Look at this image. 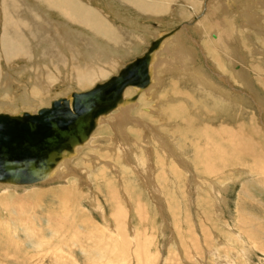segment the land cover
Segmentation results:
<instances>
[{
  "label": "bare ground",
  "instance_id": "1",
  "mask_svg": "<svg viewBox=\"0 0 264 264\" xmlns=\"http://www.w3.org/2000/svg\"><path fill=\"white\" fill-rule=\"evenodd\" d=\"M241 1L242 0H107L105 6L101 8L95 0H0V94H4V97L0 100V106L12 107V109L10 110H0V114H9L12 116L22 115L23 112L37 114V112L40 110H37L36 112H31V110H20L21 104L28 108H31L35 103L38 105L40 104L39 107H41L43 103H46L47 100L49 101L53 89H55L57 87V84L59 83L64 84L69 82L72 87H77L78 89L82 90L94 86L88 91L75 92L86 93L95 89L97 86L102 85L119 76L127 66H121V70L117 73V75L113 76L114 73H116L118 67L121 65L122 58L125 59L126 56L132 55L135 50L143 46V44L146 42V37H148V35L153 32V30L147 29L148 25L140 28L142 30L137 29L139 32L129 30L126 26H124V24L127 22L129 24L133 23L128 19H126L124 23L123 17L125 13L127 15L132 12L134 16L138 18H146L148 20L155 19L158 22L162 23L163 21L167 20L168 17L169 19L170 17H178L176 19L185 20L187 17L190 18V16L194 14L191 20L185 22L181 25V27H179L181 28L180 30L176 29L167 34L157 32L154 35L155 38L151 42L150 46H152L154 42H160V45L155 51H153V53H151L150 58L147 62L151 82L150 85L145 88L146 90L135 87L127 88L123 94L125 100L123 104L119 105L117 108L109 111L108 113L102 114L98 118L96 128L105 124L113 126L112 129L114 130L115 136L114 134L112 135L114 136L113 143L115 148L111 150L109 149L107 150V152H104L103 149L105 150L106 147L100 146L99 148L102 150L100 153L101 156H93V158H91L89 162L86 161L85 164H82L80 166L79 173H77L78 171L71 167V164L73 163V160L79 157V154L86 147L91 145V140L95 139L93 137V132L86 142L76 146L71 153H64V155L61 159L58 160L54 168L45 174L44 179L32 183H12L0 181V211L6 212V214L9 213V215L11 216L13 215L11 211L16 209L14 205L16 206L18 202H25L29 198H33L32 201H37L38 204L43 201L42 198L47 194L52 196L53 198H57V215L56 217H53L52 220L49 219V223L52 222V229L56 228L58 224V222L56 221L58 220L63 219L62 221H65V219L69 220V218L75 220L76 215H78L79 221V218L82 219V216H85L84 211L80 209L81 205L83 204L82 201H88L90 196L86 193L87 191H85V189L81 186L82 184L79 185L78 181L82 182L85 186H91V184L93 183H91V177L95 175L92 174L96 173L95 179L98 176L97 179H100L102 177L101 179L104 180L101 185L99 184V190L101 191V189L104 190L105 188V190H107L106 195L109 197L112 204H117L116 207L118 208V210L116 212L114 211L115 214L112 216L115 222L118 223L119 228L124 230V223L129 221L128 215L130 213V209H126V203L129 202L128 197H130V193L127 194L126 192H129L130 186L134 187L135 189V184L139 185V183H134L135 180H133V176L136 177V180H139L138 182H140V185L143 184L147 187L150 186V183L146 179H144L145 176L143 177V173L146 174L148 179H153V177H155L151 169V166L153 165L150 164L148 166L146 164L147 162L152 161L151 158L155 157L159 164V171H161V173L157 175V179L162 186H164V181L165 183L169 184V186L174 182L177 185V180L183 183L185 180L187 185L189 180L188 172L191 168L182 169L183 162L185 163L187 161L192 162L195 170L209 176L210 178L223 176L226 169H230L232 173L234 172V174L236 173L234 171L235 169L237 170V172L244 170V173L250 175L256 185H264V140H262V138H264L262 132L263 129L257 124V118L253 119L251 117L252 119L249 118V121H244L243 117L240 115L241 112L239 113V111L246 110L242 106H244L245 103L247 104V101H245L244 98H240L239 96L237 97V95H244L245 92L241 91L240 89L235 91L236 87L233 86L234 84H237L239 88L243 87L246 90H251V88L254 87L253 86L250 88V86L253 85L251 84V82L255 79L252 80L250 76L251 72H249V69L244 66L245 62L242 63L240 72L237 71L236 73V71L233 70L234 74L229 77V79H231L233 82H231L230 80V84L227 81V76H223V74L225 73L228 74L225 69V64H235L236 61L232 60V58H234L233 54L235 56V54L239 52L238 49L235 48V45H233L234 48L232 47L233 39L231 38L228 26L231 20H228L226 22H224L223 19L221 20V17H219V11H224V9V12L229 11L232 8V3L233 5L242 4ZM219 2L220 4H226V7L222 6L223 8H221ZM115 6L117 7L116 9H114ZM204 9H206L207 12L204 15L205 17H203L202 12ZM215 10L217 11L216 15ZM248 13L246 12L247 15H244L248 20V22H243L246 23L244 24L245 26L247 24H249V26L251 25V15H248ZM196 16L198 18H194ZM116 22H122L123 24L117 25ZM193 26H196L198 28L201 27L202 30H204L205 28H212L213 32H217L218 39L214 41L213 44L216 46V49L218 51L219 49L223 51L226 50L225 53L227 54L225 55L226 57L224 61H221L222 63L219 62L220 60H213L216 63L214 65H216L218 70V73L216 75H218L217 77L222 81H226L228 86L231 85L230 89L228 86H224L223 83V86H220V80H215V78L212 76H206L204 73L205 66H195L194 68L189 69L190 66L188 67L187 62V55L189 53L187 54V52H185V49H183V47L181 46L180 37L184 34V32H186V30ZM241 26L239 28H241ZM132 27L134 28V26ZM247 30L249 32L251 31L250 29ZM140 32H142L143 34L141 35ZM198 32L199 31H197V33ZM202 34L203 33H201V35ZM171 39L175 43V46L173 45L174 47L170 54L175 56V59H168L158 62L159 53L168 48V44L170 43L169 41H171ZM183 41H185V39ZM260 46L262 47L261 49H264V41H260ZM168 52H170V50ZM260 53L264 56V50H262ZM222 54L224 55V53ZM115 56L118 57L116 58ZM258 60L260 61V59ZM175 65L178 67L175 68ZM21 66H24L29 70L26 71V73L30 74L32 89L28 90L29 88H27L25 94H22L19 97L16 95V93L13 92V88L16 84L14 83V79H16V73L17 75L21 73V71H18L17 69ZM157 68L164 72L163 75H170V77L173 79L170 83L172 85V88L167 89L168 93L165 92L167 94H162V89L164 88V86L167 87L166 82L169 78L162 79L161 76H158L157 73L159 72H157ZM178 71L179 73H177ZM252 71L254 75L256 74L257 83L260 85V87H262V90H258L257 88H255V86V89H253L252 91L248 90L250 92V96L247 94V97H249L254 103L260 101V104L258 103V106L264 111V59H262L261 63L255 61ZM235 78H238V80H236ZM182 83L186 84L189 87L188 89H186L187 91L180 89V85ZM159 91H161V95L157 96V94H160ZM164 91H166V89ZM259 91L260 93L258 94ZM134 92L135 94L133 95ZM145 92H148V95H146L151 102L154 101L153 97L155 94V100H158V102L156 101L157 103L153 106L152 110H150V108L148 107L143 109L142 119L137 118L138 116L135 118L131 111L133 108L140 105V97H142ZM73 94H70L69 96L63 98L68 99L71 103L73 101ZM135 96H137V99L134 100L133 97ZM192 97L200 98V100L198 99L200 103L195 106L200 108V110L198 109V112H195L197 116L196 118L198 120L193 117V114H191V110L188 111L190 107H193V102H195V100L193 101L194 98ZM58 99L61 98L59 97L55 100ZM55 100L51 102V106ZM233 105H236V108L239 111L236 110L237 112H234L232 109ZM223 116H227L228 118L220 119ZM112 118L114 119L113 122L110 121V119ZM148 119H151V122ZM262 124L264 125V117H262ZM160 131H164L165 135H159L161 133ZM112 135L110 137H112ZM189 137L192 140H190ZM192 141L194 142L192 146L195 150L187 147V145L189 143H192ZM143 144H147V147H144ZM186 151L190 153L188 159L187 157H184L186 156ZM178 155L182 156V158L178 159ZM180 159H183L184 161L181 162L179 161ZM242 162H246L245 166H243L242 168L238 169L236 167H232L235 165H239ZM144 166H146L145 170H143ZM155 167L156 165H154V169ZM64 168L67 170V174H64L66 173L63 171ZM126 168H128V170L130 169L131 173L130 171H128V174H126ZM114 169L118 175H120V173H123L121 177V183L123 184V188L125 187L126 189H123L122 192L119 190L120 187L117 188V190L116 188L113 189L112 184L117 183L113 181L115 179H113L110 173ZM108 174H110V176ZM129 174H131L132 179L128 176ZM230 175L228 174V176ZM69 176L78 178V181H76L75 184L73 183L69 187L60 188L56 191H49L51 194L45 193V191L40 190L42 188H36L39 187V185H45L49 182H59L61 180H66L67 178H69ZM231 177L232 176H230V178ZM206 178H201V181L202 179L203 182L204 180L206 181ZM198 179L199 178H197V180ZM215 181L217 180L215 179ZM179 183L177 186L178 189H180L181 186L179 185ZM207 183H209V181ZM167 184L163 187V191L166 189V187H168ZM203 184L204 183H202V185ZM76 185H78L79 187ZM30 186L33 187L31 191H27L24 194L18 193L19 191L26 190L27 187ZM204 187L205 185H203V188ZM171 188L173 189V187ZM184 188H186V186H184ZM168 189L169 188H167L166 190ZM103 190L101 193L105 192V190ZM16 193L18 195L21 194L20 197H18ZM157 193L154 195H157ZM121 194L123 196H120ZM239 195L240 199L243 197L241 199L243 204L252 199V196L248 192L247 186L242 187V191L241 193H239ZM94 198L95 197H92L91 205H93L94 203ZM253 200V203L251 204L256 203V200ZM225 202H223V204ZM54 205L55 204H51V206ZM19 206L17 208H20ZM243 206H241L238 210L239 226L243 233L251 239L252 242H249L252 243L251 245H253L254 249L264 253V223L260 222V220L252 214H248L246 210L244 211ZM39 207L40 205H38V208ZM119 207L124 208L125 212L122 209L120 210ZM24 210H26V212L28 213L27 208ZM39 212L37 214H40ZM29 214L30 213H28V215ZM23 215L25 216L26 214ZM67 220L65 221L66 224L65 222H63L64 227H68ZM22 221L24 220L22 219ZM41 221H39V224L41 223ZM78 221L76 223H79ZM91 221L92 220H90V222ZM129 224H131V222ZM43 225L41 224L40 226H37L42 228ZM62 231L64 230L62 229ZM94 231L96 230L94 229ZM134 231L135 229H133V232ZM204 232L202 234H204ZM94 233L97 234V232ZM236 233L235 236L237 237L241 235L240 234L238 236L236 235ZM118 236L123 237V233L121 230H119ZM207 245L205 244V246ZM215 246H218V244H215ZM208 250L209 249H207V251ZM213 258L216 259L215 257Z\"/></svg>",
  "mask_w": 264,
  "mask_h": 264
},
{
  "label": "rangeland",
  "instance_id": "2",
  "mask_svg": "<svg viewBox=\"0 0 264 264\" xmlns=\"http://www.w3.org/2000/svg\"><path fill=\"white\" fill-rule=\"evenodd\" d=\"M95 1L97 2V4L101 8H103L105 6V3L107 0H95ZM259 2H260V4H259ZM241 3L242 4H236V5H233V3H232V8H231V10L226 11L227 13L224 12L225 9H224V11H219V17H221V20L223 19L224 22L231 20L229 22L228 26H229L231 38L233 39L232 47H233V45H235V48L238 49V52H239V53L235 54V56L232 53L233 57H234V58H232V60H235L236 62L233 65H229V63L225 64L227 66V67L225 66L226 72L229 75L225 73V74H223V76L224 77H225V75L227 76V81L230 84L233 81L231 79H229V77H231L234 74L233 73L234 71H236V73H237V71L240 72V70L242 68V63L245 62L244 66H246V68L249 69L248 71L252 73V74L250 73L252 80L255 79L251 82V84H253V85L250 86V88L253 86L254 87L256 86L255 88H257L258 90H262L261 89L262 87H260V85L257 83L256 74L254 75L252 68H253V64L255 63V61H257L258 63H261L262 59H264V56L261 55V53H260L262 50H264V49H261L262 47L260 46V41L261 42L264 41V0H242ZM219 4H220V2H219ZM222 4H220L221 8L226 7V4L225 5L224 4L222 5ZM246 7H248V8H246ZM116 8L117 7L115 6L114 9H116ZM202 12H203V17H205L204 15L207 13L206 9H204ZM246 12L247 13L249 12L248 15H251V17H250V20H251L250 24L251 25L250 26H249V24H247L245 26L244 24H246V23H243L245 21L248 22L247 18L245 17L247 15ZM132 14H133L132 12H130V14H127V15H126V13L124 14V17H123L124 23H125L126 19H128L130 22L133 23V24H129L127 22L124 24V26H126L129 30L136 32V31H138L137 29L142 30L140 28H143L145 25L146 26L148 25L147 29L153 30V32L150 33V31H149L150 35H148V37H146V42L143 44V46H141V47H139V49L135 50L132 55L126 56L125 59L122 58L121 65L118 67L116 73H114L113 76L117 75V73L121 70V66L123 67L124 65H128L129 63L137 60L138 58H142L148 52V49L151 47L150 46L151 42L154 40V38H155L154 35L157 32L162 33V34H167L171 31L176 30V29L180 30L181 28H179V27H181V25L184 24L185 22H188L189 20H191V18L194 16V14H193L192 16H190V18L187 17L185 20L176 19L178 17H176V18L170 17V19H169V17H168L167 20L163 21V23H162V22H158L155 19L154 20H152V19L148 20L146 18H138V17L134 16V14L133 15ZM199 14H202V13H199ZM216 14H217V11L215 10V15ZM243 17H244V19H243ZM194 18H198V17L196 16ZM116 23H117V25L123 24L122 22H116ZM135 24H137V25H135ZM252 24H253V27H252ZM132 26H134V28ZM196 26L190 27L180 37L181 46L183 47V49H185V52H187V54L189 53L187 55L188 56V61H187L188 67L190 66L189 69L194 68L195 66L196 67L197 66H200V67L205 66L204 73L206 76H208V77L212 76L215 78V80H217V79L220 80V86H223V85L228 86L226 81H222L220 78L217 77L218 75H216V74L218 73V70H217L216 65H214L216 63L213 61V60H216V61L220 60L219 62L222 63L221 61H224V59L226 57L225 55L227 54V53H225L226 50L223 51V50L219 49V51H218L216 49V46L213 44V42L218 39L217 32H213L212 28L211 29L205 28L204 30H202L201 27L198 28ZM240 26H241V28H239ZM137 27H139V28H137ZM195 29L199 32L197 33V31ZM247 29H250L251 31L249 32ZM195 32H196V34H195ZM140 33H141V35L143 34L142 32H140ZM201 33H203V34L201 35ZM184 39H185V41H183ZM169 42L170 43L168 44V48H167L168 50L165 49L159 53L158 62H161L163 60H168V59H170V60L175 59V56L170 54L173 47L175 46V43L172 41V39ZM186 42H187V44H186ZM252 42H254V43H252ZM188 43H190V44H188ZM196 49H197V52H196ZM169 50H170V52H168ZM251 52H252V54H251ZM222 53H224V55ZM244 54H245V56H244ZM258 54H260V55H258ZM121 55H123V54H121ZM253 55H254V57H253ZM245 58H247V59H245ZM197 59H198V61H197ZM258 59H260L261 62ZM238 62H239V64H238ZM190 63H192V64H190ZM230 66H232V67H230ZM251 66H252V68H251ZM174 67L176 68L178 66L175 65ZM17 70L21 71V73L19 75H17V73H16V75H15L16 79H14V81H15L14 83H16V84L14 86L15 89L13 88V90H14L13 92L16 93V95L20 97L22 94H25L27 88H29L28 90L32 89V81L30 80V74L26 73V71H29V70L26 69L24 66L18 67ZM157 72H159V73H157V75L161 76L162 79L169 78V79H167V82H166L167 87L164 86V88L162 89V92H163L162 94H167L168 93L167 89L172 88V85L170 83H171V80H173V79L170 77V75L169 76L163 75L164 72H162V70H160L158 68H157ZM161 73H162V75H161ZM177 73H179V71ZM235 79L238 80V78H235ZM230 80H231V82H230ZM222 83H223V85H222ZM233 86L236 87L235 91L240 89L241 91L245 92L244 95L239 94V95H237V97L239 96L240 98H244L245 101H247V104L245 103L244 106L241 105L246 110L239 111L236 108V105L235 106L233 105V107H232L233 111L235 112L236 110H238L239 113L241 112L240 115L243 117L244 121H249V118H251V117L253 119L257 118L256 122L260 127H262V129H263L262 132L264 135V125L262 124V117H264V111L262 109H260V107L258 106V103L260 104V101H258L257 103H254L253 101H251V99L249 97H247L248 95L250 96L249 91H252L255 88L253 87V88H251V90H249V89L246 90L243 87L239 88V86L237 84H234ZM93 87L82 90V89H78L77 87L76 88L72 87L69 82L64 83V84L59 83V84H57V87L55 89H53V91L51 93V97L49 98V101L47 100V102L43 103V105L41 107H39L40 104L38 105L35 103L31 108H28V107L24 106L23 104H21L20 110H23V111H25V110L30 111L31 110V112H36L37 110H41L44 108H50L51 102L53 100L59 98V97L63 98V97L69 96L70 94L72 95L73 93L79 92V91H82V92L88 91V90L92 89ZM228 87L230 89L231 85ZM188 88L189 87L186 84L182 83L180 85V89H183L184 91ZM159 89H161V88H159ZM165 89H166V91H164ZM257 89H256V91H257ZM189 91H191V90H189ZM159 92H160V94H157V96L161 95V91H159ZM159 92H157V93H159ZM165 92H167V93H165ZM259 93H260V91L258 92V94ZM134 94H135V92L133 93V95ZM146 94L148 95V92H145L144 95L142 97H140L141 98L139 101L140 105L133 108L131 111L135 118L138 116L137 118L142 119L143 118V116H142L143 109L148 107V108H150V110H152L153 106L158 102V100H155V98H156L155 94L153 97L154 101H152V102L147 98L148 96ZM3 97H4V94H0V100ZM9 98H8V100H9ZM192 98H194V97H192ZM198 99L200 100V98H198V97L194 98L193 101L195 100V102L192 101L193 107H190V109H188V111L191 110V114H193V117L195 119H197L195 112H198V109L200 110V108L195 107L200 103V101ZM37 107H39V108H37ZM10 109H12V107H10V106L9 107L0 106V110H10ZM17 110H15V111H17ZM261 111H262V113H261ZM256 112H258V113H256ZM235 114H238V113H235ZM223 118H228V117L223 116L220 119H223ZM148 120L151 122V119H148ZM110 121L113 122L114 119L112 118V119H110ZM198 125H200V124H198ZM112 127L113 126H111L109 124H105V125L98 126L96 128V130L93 133L94 134L93 137L95 139L91 140L92 141L90 143L91 145L86 147L79 154V157H77L75 160H73V163L71 164V167H73L76 171H78L77 173H79L80 166L82 164H85L86 161L89 162V160H91V158H93V156H96V157L101 156L100 153L102 150L99 148L100 146L106 147L105 150L103 149L104 152L105 151L107 152V150H109V149L111 150V149L115 148L114 143H113L115 133H114V130L112 129ZM111 132H113V133H111ZM160 132L161 133L159 135H161V136L165 135L164 131H160ZM112 134H114V136ZM111 135L113 138L110 137ZM99 136H101V137H99ZM104 138H106V139H104ZM189 139H190V137H189ZM190 140H192V139H190ZM262 140H264V138H262ZM193 143L194 142L192 141V143H189L187 145V147H189L190 149L193 150L194 149L192 146ZM143 146L147 147V144H143ZM194 147H195V145H194ZM148 148H150V147H148ZM108 152H110V151H108ZM185 155L186 156H184V157L185 158L187 157V159H188L190 153H188V151H186ZM177 158L178 159L182 158V156L178 155ZM155 159H156V157L151 158L152 161L146 163L148 166L150 164L153 165V166H151V169H152V172L155 175V177H153V179H148L146 174L143 173V177L145 176L144 179H146L150 183L149 184L150 186L147 187L143 184L140 185V182H138L139 180H136L135 179L136 177L133 176V178H134L133 180H135L134 183H139V185L135 184L136 185L135 189H134V187L130 186L129 192H126L127 194L130 193V197H128V195H127L129 202L126 203V209H128V210L130 209V213L128 215L129 221L124 223V230L119 228L118 223L115 222V220L112 216L118 210V208L116 207L117 204H115V203L112 204L111 200L106 195L107 190H105V188H104L105 192L101 193L103 189H101V191H100L99 187L104 182V180L101 179L102 177L100 178L101 180L97 179L98 176L95 179L96 173L92 174V175H94V174L95 175L93 177H91V183L93 182L91 184V186H88V185L85 186V185H83L82 182L78 181V178H74V177L69 176V178H67L66 180H61L59 182L58 181L57 182L56 181L55 182H49L45 185H39V187H36L37 189L42 188L40 190L45 191V193H50L49 191H56L57 189H60V188L69 187L73 183L75 184L76 181L79 182V185L82 184L81 186L85 189V191H87L86 193L90 196L88 201H82L83 204L81 203L83 206L81 205L80 209L84 211L85 216L84 217L82 216V219L84 218L83 220L79 218V221H78V215H76L75 220L70 219V218H69V220L65 219V221L67 220V222H68V227H66V226L64 227L63 222H65V221H62L63 220L62 219V220L56 221V222H58V224H57L55 229H52V227H51L52 222L51 223H49V222H50V220L53 219V217H56V215H57V211H58V209L56 208L57 198H53L52 196L47 195V194L42 198L43 201L38 203V204H37V201H35V202L32 201L33 198L28 199L30 202V205H29V202L27 199H26L27 201L24 200L25 202H18L16 206L14 205V207L16 209L11 211V213H13V215H11V216L9 215V213L6 214V212L0 211V264H89V263L90 264H202V263L203 264H221L222 262H223L222 264H228V263L229 264H240V262H241V264L242 263H244V264H264V262H263L264 261V253L254 249L253 245H251L252 243H250V242H252L251 239L243 233V231L241 230L239 223H238V221H239L238 210L243 205H245V206H243L244 211L246 210L248 214H252L253 216L257 217L260 220V222L264 223V205H263L264 204V185H262V186L256 185L255 182L250 177V175L244 173V170L237 172L236 169L234 171L236 173H239V174H236V173L234 174V172L232 173V171L230 169H226L224 171L225 173L223 176L215 177V178L211 177L212 178L211 179L209 176L202 174L199 171L195 170V167L192 164V162L187 161L184 163L183 162L184 160L180 159L179 161L183 162V168L182 169H190L191 168L188 172L189 173V180H188L187 185H186L185 180H184V183L177 180L178 183L179 182L182 183V184L179 183V185H181V186H180V189H178V187H177L178 183L176 185L174 182V183L170 184V186H169V184L165 183V181H164V186H166V184H167L168 187H166V189L167 188H169V189L168 190L165 189L163 191L164 186H162L157 179L158 178L157 175H159L161 173V171H159L160 170L159 164L157 162V159H156V161H155ZM186 163H188V164H186ZM245 163L246 162H242L239 165H235L232 167H236V168L240 169L243 166H245ZM154 165H156L155 169H154ZM229 168H231V167H229ZM145 169H146V166H144L143 170H145ZM126 170H127L126 174H128V171H130V169L128 170V168H126ZM63 171L66 172L64 174H67V170L65 168ZM113 171L115 172V169ZM113 171H111L110 174L113 177V179L116 180V181L115 180H113V181L117 183V184H115V183L112 184L113 189L116 188V190H117V188L120 187L119 190L122 192L123 189L124 190L126 189L125 187L123 188V184L121 183V177H122L123 173H120V175H118L115 172L116 173V175H115V173ZM155 171H156V173H155ZM141 172H143V171H141ZM130 173H131V171H130ZM197 173H198V175H197ZM110 174H108V175L110 176ZM228 174L229 175L231 174L230 176H232L234 180L232 179V177L230 178V176H228ZM128 176L131 178V174H129ZM226 176H228V177H226ZM206 177H208V178H206ZM224 177L228 180H226ZM197 178H199V179L197 180ZM201 178H203V179L206 178V181L204 180V182H203V179L201 181ZM215 179L217 181H215ZM231 179H232V181H231ZM153 180H155V181H153ZM191 180H194L195 182L191 181ZM198 181L200 183L201 182L204 183L203 185H205V187L203 188L202 183L200 185V183ZM208 181H209V183H207ZM210 183H213V184H210ZM214 184H215V186H214ZM35 186H38V185H35ZM76 186H78V185H76ZM184 186H186V188H184ZM191 186H192V188H191ZM211 186H212V188H211ZM243 186H247L248 192L252 196V199L248 200V202H246L245 204H243V202L241 200L243 197L240 199V195H239V193H241V191H242ZM30 187H27L28 190L27 189L26 190L21 189L23 191H19L18 193L24 194L27 191L28 192L31 191L33 187L32 186H30ZM171 187H173V189ZM251 187H252V189H251ZM201 188H202V190H201ZM190 189H191V191H190ZM154 190L157 191L158 193L155 192ZM173 190H175V191H173ZM156 193H157V195H154ZM208 193H211V194H208ZM132 194H134V195H132ZM16 195L18 197H20V195H18L17 193H16ZM17 196H15V197H17ZM120 196H123V195L121 194ZM92 197L96 198V199L94 198L93 205H91ZM212 198H213V200H212ZM149 199H151L152 201ZM253 199L256 200L255 204H251V203H253L252 202ZM221 200L222 201L224 200L223 202H225V201L226 202L223 204V202ZM97 201H99V202H97ZM26 202H27V204H26ZM149 202H151V203H149ZM212 202L214 203V205ZM23 203H24V205H23ZM18 204L21 206H19ZM31 204H32V206H31ZM51 204L52 205L55 204V205L51 206ZM38 205H40L39 208H38ZM18 206L20 208H17ZM22 206H24L25 208ZM29 207L31 210L29 209ZM26 208H27L28 213H30L29 215L26 212V210H24ZM152 208H153V211H152ZM121 209L125 212L124 208H120V210ZM39 211H41V212H39ZM38 212L40 214H37ZM14 213H16L17 215ZM214 213H216V214H214ZM218 213H219V215H218ZM21 214H22V216H21ZM23 214H26L25 215L26 217ZM34 214H35V216H34ZM32 215H33V217H32ZM38 215H40V216H38ZM35 217L36 218L38 217V218L36 219ZM39 218H41L43 222ZM22 219L24 221H22ZM33 220H34V222H33ZM90 220H92V221L90 222ZM39 221H41L40 224H39ZM77 221L79 223H76ZM93 222H94V224H93ZM130 222H131V224H129ZM111 223H113V224H111ZM41 224L42 225L44 224L42 228L37 226V225L40 226ZM62 224H63V226H62ZM65 224H66V222H65ZM162 224H164V225H162ZM93 228L96 231H94ZM62 229L64 231H62ZM133 229H135L134 232H133ZM163 229H165V230H163ZM119 230L122 231L123 237L118 236ZM61 231H62V233H61ZM94 232H97V234ZM203 232H204V234H202ZM60 233H61V235H60ZM235 233L238 236L240 234L241 235L239 237H237V236H235ZM205 234H206V236H205ZM131 236H132V238H131ZM227 237H228V239H227ZM175 238H177V239H175ZM241 239L243 240L245 245ZM177 240H179V241H177ZM198 241H199V243H198ZM238 241H240V242H238ZM40 242H42V243H40ZM31 243H32V245H31ZM219 243H220V245H219ZM205 244L206 245L208 244V245L205 246ZM215 244L216 245L218 244V246H215ZM240 244H241V247H240ZM223 245H224V247H223ZM243 245H244V247H243ZM248 246H250V247H248ZM211 248L214 250H212ZM235 248H236V250H235ZM207 249H209V250L207 251ZM230 249H232V250H230ZM195 250H197V251H195ZM213 255H215V256H213ZM213 257H215L216 259H214ZM221 260H222V262H221Z\"/></svg>",
  "mask_w": 264,
  "mask_h": 264
},
{
  "label": "water",
  "instance_id": "3",
  "mask_svg": "<svg viewBox=\"0 0 264 264\" xmlns=\"http://www.w3.org/2000/svg\"><path fill=\"white\" fill-rule=\"evenodd\" d=\"M159 45L154 42L119 76L89 92L74 93L71 103L61 98L37 114H0V181L32 183L44 179L64 153L88 140L102 114L123 104L127 88L150 85L147 62Z\"/></svg>",
  "mask_w": 264,
  "mask_h": 264
}]
</instances>
